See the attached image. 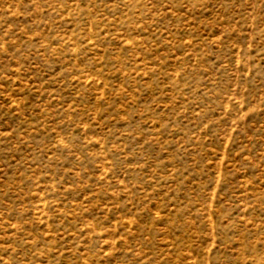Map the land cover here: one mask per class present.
<instances>
[{"label":"rangeland","instance_id":"rangeland-1","mask_svg":"<svg viewBox=\"0 0 264 264\" xmlns=\"http://www.w3.org/2000/svg\"><path fill=\"white\" fill-rule=\"evenodd\" d=\"M0 264H264V0H0Z\"/></svg>","mask_w":264,"mask_h":264}]
</instances>
